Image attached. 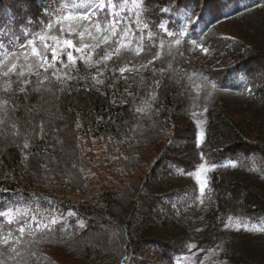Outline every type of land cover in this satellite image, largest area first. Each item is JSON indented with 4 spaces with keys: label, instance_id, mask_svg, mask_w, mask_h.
<instances>
[{
    "label": "trees",
    "instance_id": "obj_1",
    "mask_svg": "<svg viewBox=\"0 0 264 264\" xmlns=\"http://www.w3.org/2000/svg\"><path fill=\"white\" fill-rule=\"evenodd\" d=\"M24 1L32 7L8 53L49 25L47 36L73 32L93 50L48 67L51 56L38 74L0 70V213L31 200L51 212L41 230L33 215H0V264H127L145 247L166 264H264V0L220 17L211 6L201 24L213 0H122L78 31L65 19L76 16L70 0ZM253 9L249 43L223 34ZM203 49L225 66L205 64ZM180 178L194 180L196 202L169 213L162 199L173 201Z\"/></svg>",
    "mask_w": 264,
    "mask_h": 264
},
{
    "label": "rangeland",
    "instance_id": "obj_2",
    "mask_svg": "<svg viewBox=\"0 0 264 264\" xmlns=\"http://www.w3.org/2000/svg\"><path fill=\"white\" fill-rule=\"evenodd\" d=\"M70 1L72 2V7L69 9L73 11L74 13L73 15H80L84 7L83 5L80 4V0H70ZM259 1L260 0H221V1L213 0L211 5L208 4L206 6V12L204 13V17L200 14L201 16H199L198 18L200 20L199 24H201L203 21H206L205 19L209 18V8H211V6L213 9L212 10L213 14H216L217 16L220 17V16H224L225 14H227L233 8L239 7L240 10H242V8H248L252 6L253 4H256ZM87 5H90V7H88L87 9V14L89 15L90 22H82L81 24H77V22L72 21L75 24L70 26L71 30L78 31L79 28L84 24L90 27L96 18H97V22L98 21L103 22L100 15L104 17L107 14H111L119 10L120 8H124V6H126V1L87 0ZM31 7H32V4L26 3L24 0H2L0 1V37L3 34L6 35L5 40L3 41L0 40V59H1L0 70L10 66V68L3 71V73L6 72L7 76L10 75L9 73L11 71H13L14 73L16 71H19V72H23L26 74L30 72L29 70H31L33 73L38 74L40 72V69L43 68L41 67V64H43L44 61L46 64L49 62V59L52 56L53 49L56 50V52L58 53V56L61 54L62 49H68L67 45L64 44V41L66 40H71L74 46L78 47V49H82V52L80 54H85L87 53V51L92 52L93 50L92 44L90 43L84 44L83 41L81 42L76 41L74 38L75 35L73 32L60 36V37L47 36L48 31H49V27H48L47 30L44 31L43 33L37 32L35 35V38L31 40L30 42H28L26 47H24L23 45L21 47L16 46V48L14 49L12 53H8L6 44L7 43L9 44L8 42L9 38L18 35L19 32L22 31L21 22L18 20L22 18L23 12L27 13V10L29 11ZM258 9L264 10L262 9L261 5L258 7ZM258 9L249 10L245 12L243 15L235 19H230V20L225 21L220 26L223 34H226L228 38H235L237 41H240V39H243V42H247V40H245L246 36H244V32H243V30L245 29L244 24L246 23L245 17L254 13L253 11L258 10ZM63 21L65 20L63 19ZM28 22L29 20H26L25 24L28 25ZM53 25H60V27L63 28V23H54ZM18 40L19 39H17V42ZM68 50H72V49H68ZM20 53H22L21 54L22 61H15V63H13L12 60L14 61L15 56H17ZM36 53H39L42 59L38 60ZM134 56H139V55H134ZM200 59L205 64L210 65L214 68L222 69V67H224L225 66L224 64L226 63V60L222 58V54L211 52L209 50L204 51L201 54ZM16 60H18V58ZM16 64H17V68L15 67L13 68V65H16ZM129 69L134 70L135 68L130 67L128 68V70ZM128 70L126 71V73L128 72ZM44 103L49 104L51 107H55V108L59 106L58 101L55 99L54 100L46 99ZM30 108L31 107L29 106L24 107L25 118L28 119L29 121L30 119H29L28 113L32 110ZM8 143L16 144L17 141L13 139L12 141H8ZM108 173L110 174V171ZM205 175H206V171L200 170L194 176V180L200 181L201 186H202L204 184ZM190 180H192L194 183L193 179H190ZM175 181L177 184H180V185L178 187L175 184L176 189L178 187L179 191L177 192L173 201H172V196H171L172 192L171 193L168 192V195H164L162 201L163 203L165 202V204L170 207V210H168L169 213L173 212L172 208L179 214L187 213L193 208L196 202L197 191L194 188L195 183L193 185V183H191L188 179H184V178L175 179ZM160 191L161 190H158L153 195L155 196L159 194ZM31 202L32 203L23 204L18 207L10 208L7 211H5L3 216L6 218V220L12 221L22 215H28V214L33 215L34 216L33 220L30 219L29 221L30 226L35 227L36 228L35 230H41L46 226L47 218L50 217L51 212L49 211L48 208H46L48 204L42 203L40 200H35V201L31 200ZM170 203H173L172 208L170 206ZM146 205L150 206L149 203H147ZM146 205L143 208V212L145 211L147 212ZM241 209L242 211L244 210V208H241ZM157 211L155 210L153 211V216H155V218L159 217L160 219L161 217L159 216ZM243 212H246V211H243ZM136 229L137 228H134V230ZM156 237H159V239L160 238L164 239L165 235L159 234L157 236H154V238ZM89 239L90 238H88L87 240L89 241ZM91 239H93V237H91ZM138 251L141 252L142 254L140 253L133 254L130 260L127 262V264H166L165 262L158 261L159 255L156 254L158 253L157 252L158 250L156 248L149 250L147 247H145L143 249H138ZM149 251L150 252L152 251L151 254L149 253ZM185 260L187 262H192V256L186 257Z\"/></svg>",
    "mask_w": 264,
    "mask_h": 264
},
{
    "label": "snow or ice",
    "instance_id": "obj_3",
    "mask_svg": "<svg viewBox=\"0 0 264 264\" xmlns=\"http://www.w3.org/2000/svg\"><path fill=\"white\" fill-rule=\"evenodd\" d=\"M80 4L81 5H83L84 7H83V11H82V13L80 14V15H76V16H72V15H69V16H67V17H65V19H67V20H70V21H75V22H77V24H80L81 22H90V20H89V15L87 14V9H88V7H90V5H87V0H80ZM165 11H167V10H165ZM49 27H50V25H49ZM95 27L97 28V30H99V24L97 23L96 25H95ZM161 27H164L163 25H161ZM81 35H83V33H81ZM113 35H115V32H113ZM119 43V42H118ZM64 44L65 45H67V47H68V49H73V50H75L77 53H81L82 52V49H77V48H75L74 47V45H73V42L71 41V40H66V41H64ZM121 47H123L124 45H120ZM73 50H66V49H62L61 50V54L62 55H66V57H67V60L70 62V63H75L76 62V57L73 55ZM204 51H207L206 49H203ZM119 51H120V48L118 47L117 49H116V52H117V54L119 53ZM36 56H37V59L39 60V59H42L41 57H40V54L39 53H36ZM111 58V55L110 54H106V55H104L103 57H101V59L102 60H108V59H110ZM44 59H46V58H44ZM52 63H49L48 64V67H54V63H56V62H59V63H61V64H63L64 63V61H63V59H59L58 58V53L56 52V50L55 49H53L52 50ZM15 67V65H13V68ZM41 67H43V64H41ZM128 69L125 67V68H120L119 69V71L121 72V73H123V72H125V71H127ZM45 71H47V69H45ZM25 83H27L26 81H25ZM102 83V82H101ZM21 91H23L24 89L23 88H21L20 89ZM7 103V101H5V104ZM23 148L24 149H27L28 148V144H27V142H25L24 144H23ZM201 191H203V189H201ZM0 215H4V213H0ZM54 222V221H53ZM24 228L23 227H21L20 229H19V232L20 233H24ZM2 243L3 244H5V245H8L9 244V239L8 238H3V240H2Z\"/></svg>",
    "mask_w": 264,
    "mask_h": 264
}]
</instances>
